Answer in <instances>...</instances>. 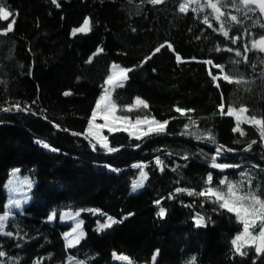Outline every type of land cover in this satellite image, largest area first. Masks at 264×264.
Segmentation results:
<instances>
[{
  "label": "trees",
  "instance_id": "16d2710c",
  "mask_svg": "<svg viewBox=\"0 0 264 264\" xmlns=\"http://www.w3.org/2000/svg\"><path fill=\"white\" fill-rule=\"evenodd\" d=\"M181 2L184 0H163L159 5L147 0H57V7L51 0H6L16 15L0 20V30L13 19L16 22L12 32L0 35V109L19 103L28 110H0V214L5 211L3 183L12 167H19L35 182L30 202L20 211L11 210L5 227L18 235H0L4 264H33L40 257L41 264H65L69 255L87 264H127L114 259L113 252L128 256L132 264H153L156 250L155 264H187L192 257L195 264H264V254L257 255L255 247L243 249L247 255L235 253L231 240L242 231V225L234 214L220 209L214 198L174 193L176 187L205 189L209 172L211 186L226 191L220 180L241 181L239 173L245 171L252 178V189L264 198V145L257 127L242 123L245 135L234 133L235 118L221 115L217 107L223 96L225 112L229 105L246 106L250 117L264 119V52L252 48L254 40L264 37L260 27L264 15L255 5L250 6L254 11H247L239 0L240 11L230 2L223 3V19L232 25L226 39L203 23L209 15L213 28H219L210 8L192 11L207 0L189 5L187 13L178 11ZM229 13L240 22H231ZM85 17L90 19L91 30L73 35L72 29ZM231 37H239L237 44H231ZM161 44L165 46L155 52ZM217 46L234 51L217 52ZM245 46L249 49L247 63L243 55L235 56V49L243 54ZM97 48L102 51L87 63ZM207 59L246 82L221 79L217 88L208 72L211 69L213 75H219V69L202 62ZM112 63L134 69L124 86L113 92L120 107L117 114L133 120L154 116L169 123L165 133L140 140L105 129L111 146L120 149L106 153L99 146L93 151L73 133H83L87 127ZM66 91L71 95L65 96ZM137 96L149 107L124 110ZM175 107L193 109L188 115L197 125L190 130H211L216 145L181 135L189 120ZM38 139L58 151L43 148L36 143ZM253 140L257 144L244 151ZM217 145L235 150L222 151L217 163L241 167L212 168L210 157ZM157 156L164 161V171L155 164ZM139 163L146 165L148 179L143 188L130 193V184L139 175L132 166ZM157 199L160 205L154 204ZM159 207L166 209L163 218L157 215ZM92 208L122 223L97 231V221L104 216L82 211L84 238L66 249L63 233L71 224L60 221V213ZM53 211L56 216L49 221ZM197 212L205 217L202 226L193 220ZM258 230L259 225L254 234Z\"/></svg>",
  "mask_w": 264,
  "mask_h": 264
},
{
  "label": "snow or ice",
  "instance_id": "6c2138e0",
  "mask_svg": "<svg viewBox=\"0 0 264 264\" xmlns=\"http://www.w3.org/2000/svg\"><path fill=\"white\" fill-rule=\"evenodd\" d=\"M230 2L232 7L236 9V11H240L241 9L237 7L236 0H207L205 5H200L199 8H192L193 12L203 11L205 7L210 8L212 10V14H214V19L219 22V28H213V24L209 20V15H205L203 18V23L211 28L213 31H218L219 34H222L226 39L229 38V32L232 27L230 23H226L223 19L225 16L224 11H222L221 5L223 3ZM51 3L59 7L57 0H51ZM147 3L152 5H159L163 3V0H147ZM200 0H184V2L179 3L178 11L180 13H187L189 10V5L191 4H199ZM239 4L244 6L247 11H254L250 6L255 5L256 8L259 9V13L264 15V0H239ZM14 14L10 11L9 7L6 5V0H0V20L7 21L10 17H13ZM228 17L231 22L239 23L238 17L236 15L228 14ZM15 19L12 22L7 24V27L0 30V35H7L9 32L14 30ZM259 23V21H257ZM260 27L264 28V24H261ZM91 30L90 19L85 17L83 23L76 28L72 29V34L76 33H88ZM132 31H136L135 28ZM239 37H231V44H237ZM165 45L161 44L159 47L155 49V52H159L161 48ZM168 47L171 49L172 45L168 44ZM253 49H259L260 52H264V37H261L259 40H254L252 42ZM222 50H226L228 52H233L234 49L231 47H227L225 49H221L219 46L216 47L215 51L220 52ZM102 51L101 48H97L96 53L93 56H90L87 63L92 62V59L95 55L99 54ZM248 47L245 46L243 54L239 49H235V56L241 57L243 55V60L245 63L248 62ZM151 57H146L145 60L150 59ZM178 62L181 61V57L179 55L176 56ZM195 59V58H193ZM207 65H211L212 67L219 69V75H213L211 69H209V76L211 77L213 83L217 88L220 87L219 81L222 79L227 83H236L242 84L245 83L242 76H233L225 72L224 65L215 64L212 59H207L202 61ZM144 61L141 62L143 64ZM234 63H239V61H234ZM133 68L121 67L119 65L113 64L110 69V73L104 79L103 93L99 96V98L95 102V106L92 108L91 116L88 118L87 127L85 128L83 133H73V135H82L86 140H88L90 147L93 151L97 150V146L100 149L104 150L106 153H114L119 151L118 147H113L110 144L109 137L104 135V130L106 129L108 133H116V132H126L130 137H134L137 140L142 138H147L152 135H158L165 133L166 127L169 123V120H159L154 116L149 117L147 115L140 117L137 116L134 120L128 115H118V111L120 107L113 100V92L117 88H121L124 86V82L128 80V73L133 71ZM65 96L71 95V92H64ZM35 103V102H33ZM124 110L127 112H131L134 108L143 107L147 109L149 107L148 103L137 96L134 99L132 104L124 105ZM221 115H227L229 117L235 118V126L232 128L234 133H239L241 136L245 135L244 130L241 128V124H250L256 126L259 132V138L262 145H264V119H258L255 116L249 117L246 113L249 111L246 106H241L238 109L228 106L227 111H224L225 104L223 101V96L221 97V103L217 105ZM13 109L17 111H27V108H21L19 103L13 104L11 107H6L0 109L5 112H11ZM175 111L180 113L181 116H187L189 123H185L183 125L184 131L181 135L194 137L197 141H208L214 145H216V138L213 135L211 130L201 131L197 128L196 131H191L190 129L197 125V121L194 120L188 113L193 112V109H185L181 107H175ZM103 120V123H97V118ZM46 119V117H45ZM54 127L59 128V125L54 124ZM36 143L40 144L43 148L49 149L51 151H58V149L53 148L49 143L43 140H36ZM257 144L256 140H253L249 143L244 151H249L253 145ZM136 147H140L139 144ZM235 151L234 149H225L222 145H217L215 148L214 154L210 157L211 159V167L216 169H227V168H240V165H230V164H222L217 163V158L221 155L222 151ZM184 159H188L187 156L183 157ZM155 164L160 168L161 171H164V161L160 159L159 156L154 158ZM112 171H119V169H114L111 165H106ZM132 167L137 168L139 170V175L137 179L133 180L131 183L132 192H136L139 189L145 186V182L148 179V173L145 171L146 165L143 163L134 164ZM173 171H176L174 168ZM19 172V169H13L12 175L15 177ZM242 178L241 181H230L227 177H224L220 180L221 185L226 186V191L219 190L211 186L213 181L212 173L209 172L207 174V178L205 180V184L207 187L200 191H196L192 188H183L176 187L174 189L175 194L186 193L188 196H199L207 199H213L214 202L218 203L219 208L226 210L228 213L234 214L237 223L242 225V231H239L237 235L231 240V245L236 254L241 256L247 255V252L243 249L247 247H255V252L257 255L264 254V198L258 194L257 191L252 189V178L248 176L247 172L241 171L239 173ZM246 181L248 185L247 191L244 190V182ZM20 183L28 184L31 186V182L25 178ZM11 184V182H10ZM9 190L12 192L20 191L19 187H9ZM169 198H173V194H169ZM161 201L159 199L154 201V204L160 205ZM192 207L191 204L188 205ZM12 207L20 208L21 201L19 199H10L8 205L5 206L6 210L3 214H0V235L12 237L14 234L12 232L5 231L6 224L11 216ZM88 211L93 215L99 214L100 216L106 217L104 222L101 223L99 220L97 221V231H103L112 227L113 224L122 223V220H117L116 218L103 213L98 208L92 209H80L79 211L72 213H60L61 220H74L75 224L71 228L70 231L64 232L63 237L65 241V248L71 249L76 247L80 243V241L84 238V232L82 230L83 221L78 220L80 212ZM133 215V213H129L128 216ZM157 215L163 218L166 215V209L164 207H159ZM56 216V212L53 211L47 219L52 221ZM127 217H125L126 219ZM193 220L197 226H202L205 223V217L201 216L200 213H196L193 216ZM259 225V230L254 234L253 229ZM159 250L153 253L152 261L153 264L156 262V258L158 256ZM114 258L127 262V264H132L130 258L126 255H117L113 252ZM0 257H6V253L4 251H0ZM9 260H13L14 258H8ZM195 257H192L191 260L187 262V264H195ZM43 258H37L33 261V264H41ZM0 264H4L3 260H0ZM65 264H87L86 260L77 259L74 256L69 255L65 261Z\"/></svg>",
  "mask_w": 264,
  "mask_h": 264
},
{
  "label": "rangeland",
  "instance_id": "374dc122",
  "mask_svg": "<svg viewBox=\"0 0 264 264\" xmlns=\"http://www.w3.org/2000/svg\"><path fill=\"white\" fill-rule=\"evenodd\" d=\"M112 65H113V63L111 64V66H112ZM110 69H111V68H110ZM102 93H103V92H102ZM102 93H101V94H102ZM234 108H235V107H234ZM237 109H238V108H237ZM246 115L249 116L247 113H246ZM249 117H250V116H249ZM98 119H100V118L98 117ZM100 120H101V121H97V123H103V120H102V119H100ZM13 169H19V167H12V168L10 169V171H9V174H8V176H7L6 180H5V182L3 183L4 190H5V192H6V199H5L4 203H3V207H4V210H6L5 206L8 205L10 199H19V200L21 201V207H20V208L12 207L11 210L20 211V210L23 209V207H24L25 205H27V204L30 202V199H31V189H32V187H33V185H34L35 180H34V178L31 177L30 175L22 174L21 171H20V169H19V172H18V173L16 174V176L14 177V176L12 175V173H13ZM25 178H27V180L31 182V186H30V187L28 186V184L20 183V182L23 181ZM135 179H137V178H135ZM135 179H134V180H135ZM10 182H11V184H10ZM131 183H132V182H131ZM130 185H131V184H130ZM9 187H19L21 190H20V191H16V192H12V191L9 190ZM129 192H130V193H135V192H132V190H131V186H130V188H129ZM79 210H80V209H72V210H69V211H67V212L75 213V212H77V211H79ZM64 213H66V212H64ZM59 218H60V217H59ZM105 218H106V217H104V219H103L102 221H100V222L103 223L104 220H105ZM78 220L83 221L82 216H81V212H80V215H79V217H78ZM60 221H62V222H68V223L71 224L70 228L67 229L65 232L70 231L71 228H72V227L74 226V224H75V221H74V220H61V219H60ZM81 227H82V230H83L84 235H85V231H84V223L82 224ZM96 229H97V224H96ZM5 231H6V230H5ZM116 254H117V255H121V254H118V253H116ZM113 258H114V256H113ZM66 259H67V258H66ZM114 259H116V258H114Z\"/></svg>",
  "mask_w": 264,
  "mask_h": 264
},
{
  "label": "water",
  "instance_id": "95a60500",
  "mask_svg": "<svg viewBox=\"0 0 264 264\" xmlns=\"http://www.w3.org/2000/svg\"><path fill=\"white\" fill-rule=\"evenodd\" d=\"M81 138H83L84 140H86L82 135H80ZM88 142V140H86ZM89 143V142H88ZM226 149V148H225Z\"/></svg>",
  "mask_w": 264,
  "mask_h": 264
}]
</instances>
